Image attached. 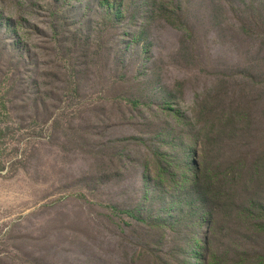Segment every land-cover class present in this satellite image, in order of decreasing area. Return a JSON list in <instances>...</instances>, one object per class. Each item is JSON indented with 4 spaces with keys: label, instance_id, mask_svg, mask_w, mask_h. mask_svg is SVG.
<instances>
[{
    "label": "rangeland",
    "instance_id": "374dc122",
    "mask_svg": "<svg viewBox=\"0 0 264 264\" xmlns=\"http://www.w3.org/2000/svg\"><path fill=\"white\" fill-rule=\"evenodd\" d=\"M0 264H264V0H0Z\"/></svg>",
    "mask_w": 264,
    "mask_h": 264
},
{
    "label": "trees",
    "instance_id": "16d2710c",
    "mask_svg": "<svg viewBox=\"0 0 264 264\" xmlns=\"http://www.w3.org/2000/svg\"><path fill=\"white\" fill-rule=\"evenodd\" d=\"M3 129H0V137L4 136L3 132H2ZM4 168V161H1L0 160V170Z\"/></svg>",
    "mask_w": 264,
    "mask_h": 264
}]
</instances>
